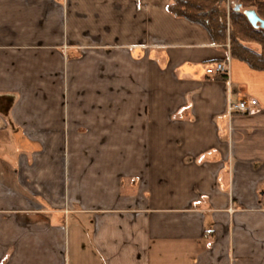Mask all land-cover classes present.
<instances>
[{"label":"crops","instance_id":"crops-1","mask_svg":"<svg viewBox=\"0 0 264 264\" xmlns=\"http://www.w3.org/2000/svg\"><path fill=\"white\" fill-rule=\"evenodd\" d=\"M169 3L0 0V264H264V70Z\"/></svg>","mask_w":264,"mask_h":264},{"label":"trees","instance_id":"trees-1","mask_svg":"<svg viewBox=\"0 0 264 264\" xmlns=\"http://www.w3.org/2000/svg\"><path fill=\"white\" fill-rule=\"evenodd\" d=\"M230 4V22L224 6ZM238 7V8H237ZM168 10L204 27L213 43L226 47L230 54L257 70H264V28L255 27L247 17L254 10L264 20V0H170ZM257 45L258 48L251 45ZM227 73L218 78L226 79Z\"/></svg>","mask_w":264,"mask_h":264},{"label":"built area","instance_id":"built-area-1","mask_svg":"<svg viewBox=\"0 0 264 264\" xmlns=\"http://www.w3.org/2000/svg\"><path fill=\"white\" fill-rule=\"evenodd\" d=\"M230 57V56H229ZM207 72L209 74H214V73H228V69L226 66V61L223 62H218L215 67L213 68H208ZM229 111L231 113H256L258 111V104L255 100L253 99H245V100H240L238 103H230L229 104Z\"/></svg>","mask_w":264,"mask_h":264},{"label":"water","instance_id":"water-1","mask_svg":"<svg viewBox=\"0 0 264 264\" xmlns=\"http://www.w3.org/2000/svg\"><path fill=\"white\" fill-rule=\"evenodd\" d=\"M247 17L253 26L264 28V20H262L254 10L247 11Z\"/></svg>","mask_w":264,"mask_h":264},{"label":"rangeland","instance_id":"rangeland-1","mask_svg":"<svg viewBox=\"0 0 264 264\" xmlns=\"http://www.w3.org/2000/svg\"><path fill=\"white\" fill-rule=\"evenodd\" d=\"M224 10L226 11V14H227V17H228V22H230V18H229V16H230V4L229 3H227L225 6H224ZM230 39H228V42H227V44H226V47L230 50ZM252 47H255V48H258V46L257 45H251ZM230 52V51H229Z\"/></svg>","mask_w":264,"mask_h":264}]
</instances>
